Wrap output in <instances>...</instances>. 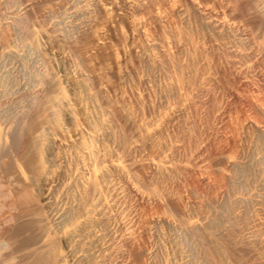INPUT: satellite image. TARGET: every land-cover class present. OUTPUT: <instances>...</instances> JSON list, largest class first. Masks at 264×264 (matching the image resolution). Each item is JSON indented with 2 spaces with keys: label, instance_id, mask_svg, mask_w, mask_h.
I'll list each match as a JSON object with an SVG mask.
<instances>
[{
  "label": "bare ground",
  "instance_id": "6f19581e",
  "mask_svg": "<svg viewBox=\"0 0 264 264\" xmlns=\"http://www.w3.org/2000/svg\"><path fill=\"white\" fill-rule=\"evenodd\" d=\"M1 61L0 264H264V0H0Z\"/></svg>",
  "mask_w": 264,
  "mask_h": 264
},
{
  "label": "rangeland",
  "instance_id": "374dc122",
  "mask_svg": "<svg viewBox=\"0 0 264 264\" xmlns=\"http://www.w3.org/2000/svg\"><path fill=\"white\" fill-rule=\"evenodd\" d=\"M3 1H4V2H10V0H9V1H8V0H3ZM237 22L240 23V24L243 23V22L241 23V21H239V20H238ZM1 62H2V63H0V71H1V70L4 71V70L8 69L9 67H13V66L15 65V64L12 63V62H9V63H8V62L5 63L4 61H1ZM11 64H14V65H11ZM1 67H2L3 69H2ZM5 67H6V68H5ZM16 74H17V73H16ZM18 81H21L20 77H19V80H18ZM18 81H17V82H15V81H13V80L5 81V82L3 83L4 85L2 84V86H1L2 89H3V88L6 89V91L3 89L4 92H5V96L7 97L6 100L8 99V101H9V100L11 99V100H10L11 103L9 102V104L11 105V107H13V105L15 106V104H16V103H15V99H14V97L17 95V92H18V91L16 92V89H17V90H19L20 88H21L22 90L24 89V87H22L23 85L20 84V83H18ZM9 82H10V83H9ZM8 83H9V84H8ZM13 83H14V84H13ZM15 83H17V84H15ZM5 84H6V85H5ZM12 84H13V85H12ZM17 85H18V86H17ZM4 86H5V87H4ZM8 86H9L10 89H13V86H14V89H15V90L13 89V91H15V92L10 91V89L8 88ZM8 90H9V91H8ZM7 92H9V94H8ZM10 93H11V95H10ZM14 93H15V94H14ZM12 94H13V95H12ZM8 95H9V96H8ZM12 96H14V97H12ZM13 99H14V100H13ZM13 101H14V102H13ZM14 103H15V104H14ZM7 104H8V103H7ZM3 175H4V174H3ZM3 175H2V176H3ZM237 175H238V174H237ZM6 178H8V176L6 177V175H5V176L3 177V179H6ZM239 178H240V176H239ZM7 180H8V179H7ZM241 181H242V180H241ZM241 187H242V185H240V187L237 188V189H238L237 191L239 192V194H240V193H243V192L245 191L244 188H245L246 186H244L243 188H241ZM232 189H233V188H232ZM241 189H242V190H241ZM237 191H236V192H237ZM238 192H237V193H238ZM239 194H238V195H239ZM240 195H241V194H240ZM188 248H189V247H188ZM187 252H190V251H187Z\"/></svg>",
  "mask_w": 264,
  "mask_h": 264
}]
</instances>
